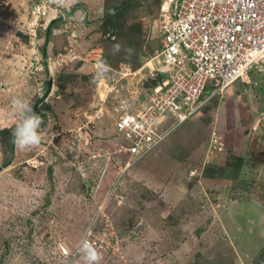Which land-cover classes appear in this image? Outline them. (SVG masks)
Listing matches in <instances>:
<instances>
[{
	"label": "rangeland",
	"instance_id": "374dc122",
	"mask_svg": "<svg viewBox=\"0 0 264 264\" xmlns=\"http://www.w3.org/2000/svg\"><path fill=\"white\" fill-rule=\"evenodd\" d=\"M126 1L0 0V264H84L77 248L88 236L99 264H264V64L183 123L165 149L124 170L120 155H103L121 137V101L138 109L153 75L115 81L116 72L98 76L89 60L59 66L55 58L65 47L84 56L102 45L109 65L140 68L161 39L163 4L176 0H130L108 36L106 2ZM14 99L43 117L39 146L13 144ZM214 128L226 148L211 155ZM86 134L101 157H89Z\"/></svg>",
	"mask_w": 264,
	"mask_h": 264
},
{
	"label": "built area",
	"instance_id": "2783aa9c",
	"mask_svg": "<svg viewBox=\"0 0 264 264\" xmlns=\"http://www.w3.org/2000/svg\"><path fill=\"white\" fill-rule=\"evenodd\" d=\"M47 13L43 9L36 17H46ZM158 20L161 39L151 56L138 70L122 64L113 75L117 81L122 75H138L147 69L156 80L145 94L137 84L135 89L144 99L138 101L135 111L129 110L125 100L121 101L117 122L121 137L107 146L103 156L111 159L112 155H120L125 160L124 170L147 157L183 123L200 114L235 83L250 79L253 68L264 64V0H176L163 4ZM104 58L102 45L91 48L84 56L65 47L55 62L69 66L75 59H86L98 68ZM88 134L86 143H92L93 148L89 157H101ZM224 141L214 128L209 154L225 150ZM195 168L191 174L199 175L197 170L202 166ZM85 240L93 245L98 242L89 236L84 238L77 253ZM112 246L120 251L118 238Z\"/></svg>",
	"mask_w": 264,
	"mask_h": 264
},
{
	"label": "clouds",
	"instance_id": "9594fccd",
	"mask_svg": "<svg viewBox=\"0 0 264 264\" xmlns=\"http://www.w3.org/2000/svg\"><path fill=\"white\" fill-rule=\"evenodd\" d=\"M53 2L63 7L67 6L69 0H53ZM119 51H121V45H114L113 54ZM125 52L130 56L132 54V49L126 48ZM100 64L101 67L98 70V76L103 75V73L108 70L107 65L103 61H101ZM13 104L19 111L21 117L20 120L16 123L12 133L13 144L20 150L39 146L42 142L40 130L41 125L43 124V117L34 111L31 102L14 99ZM80 253L82 254L84 264H99L102 259L101 253L88 240L83 241V243L81 244Z\"/></svg>",
	"mask_w": 264,
	"mask_h": 264
},
{
	"label": "trees",
	"instance_id": "16d2710c",
	"mask_svg": "<svg viewBox=\"0 0 264 264\" xmlns=\"http://www.w3.org/2000/svg\"><path fill=\"white\" fill-rule=\"evenodd\" d=\"M129 2H130V0H127L126 2H125V4H110L109 2H106V4H105V8L104 9H106V13L104 12V16H103V18H102V21H101V24H102V26L101 27H104V29H103V32H108L109 31V29L110 28H108V26H110L109 25V23L113 26V27H116L117 25H119L120 24V19H121V17L119 18L118 16H114V15H117V13H119V11H120V9H125V5H126V3L129 5ZM110 5H111V7H110ZM67 11L69 12V10L67 9ZM62 14L64 15V12H62ZM62 14H61V16L59 17V18H55V19H53V21H51L50 23H49V25H48V27H47V29H46V34H47V38H48V36H50V34H52V32H53V29H54V27H55V25H57V24H59V22L61 21V22H63V17H62ZM114 16V17H113ZM109 34H111L112 33V31H109L108 32ZM107 33V34H108ZM48 41V39H46V42ZM63 51V50H62ZM81 61H83L82 59H80V60H78V62H81ZM108 62H109V60H107V58L105 57L104 58V63L106 64V65H109L108 64ZM114 67V66H113ZM107 68L108 69H111V68H109V66H107ZM119 68V67H118ZM118 68H112L111 70H113V71H115L116 69H118ZM153 82H154V84H156V80H153ZM41 115V114H40ZM10 130V128H6L5 130H3V132H5V133H7L8 131ZM177 130V129H176ZM175 130V131H176ZM174 131V132H175ZM174 132H172L171 134H173ZM170 134V135H171ZM169 135V136H170ZM167 139L168 138H166L159 146H157L151 153H153V152H155L158 148H160V149H165L166 147H160L163 143H165L166 141H167ZM209 142V141H208ZM209 145V144H208ZM150 153V154H151ZM149 154V155H150ZM125 161V160H124ZM237 169V168H236ZM235 169V170H236ZM234 170V171H235ZM235 173V172H234ZM234 195H236V192H234ZM198 235H199V232H196Z\"/></svg>",
	"mask_w": 264,
	"mask_h": 264
},
{
	"label": "crops",
	"instance_id": "0c3cea01",
	"mask_svg": "<svg viewBox=\"0 0 264 264\" xmlns=\"http://www.w3.org/2000/svg\"><path fill=\"white\" fill-rule=\"evenodd\" d=\"M129 64H130V63H129ZM130 65H131V64H130ZM108 66H109V68H111L112 65H108ZM131 67L133 68L132 65H131ZM112 68H118V67H113V66H112ZM112 68H111V69H112ZM111 69H110V70H111ZM133 69H134V68H133ZM134 70H138V69H134ZM111 71H113V70H111ZM113 72H115V71H113ZM109 73H110V72H109ZM116 74H117V73H116ZM138 101H140V100H138ZM155 235H156V233H155ZM156 236H157V235H156ZM158 245H160V244H158ZM141 253H142V252H141ZM144 259H147V258H143V260H142V258H141V256H140V260H139V262H141V263L143 262V263H144V262H145ZM160 259H161V258H160ZM160 259H157V260H149V259H147V260H148L147 263H148L149 261H151V262H153V264H156V263H157V264H158V263L160 264V263H161V262L159 261ZM147 263H146V264H147Z\"/></svg>",
	"mask_w": 264,
	"mask_h": 264
},
{
	"label": "water",
	"instance_id": "95a60500",
	"mask_svg": "<svg viewBox=\"0 0 264 264\" xmlns=\"http://www.w3.org/2000/svg\"><path fill=\"white\" fill-rule=\"evenodd\" d=\"M46 72H47V75H48V74H50V71H49V69H48V68H47Z\"/></svg>",
	"mask_w": 264,
	"mask_h": 264
}]
</instances>
